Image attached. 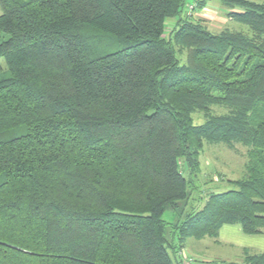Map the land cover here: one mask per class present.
<instances>
[{
  "label": "trees",
  "instance_id": "obj_1",
  "mask_svg": "<svg viewBox=\"0 0 264 264\" xmlns=\"http://www.w3.org/2000/svg\"><path fill=\"white\" fill-rule=\"evenodd\" d=\"M206 1L0 0V264H181L186 237L264 231V2L218 0L247 31L212 32ZM205 142L245 145V175L167 222Z\"/></svg>",
  "mask_w": 264,
  "mask_h": 264
},
{
  "label": "rangeland",
  "instance_id": "obj_2",
  "mask_svg": "<svg viewBox=\"0 0 264 264\" xmlns=\"http://www.w3.org/2000/svg\"><path fill=\"white\" fill-rule=\"evenodd\" d=\"M256 2H264V0H254ZM218 7H214L215 5ZM206 5V4H205ZM204 6V4H203ZM200 9V8H199ZM227 8L218 0H212V3L207 5L204 11L200 12L198 18L202 20L204 25L212 32H220L224 29L247 31V27L243 24L236 23L225 13ZM199 12V10H198ZM1 13V8H0ZM169 22H173L170 20ZM171 27V24L168 28ZM212 114H223L227 112L225 107L220 105H212L210 107ZM203 113L196 112L193 114L195 122L202 119ZM247 159V147L241 143L235 142L232 144L224 143H207L202 147L200 156L198 157L199 167L197 173L193 175V184L197 186L195 193L190 194L187 202H180L176 212H173L172 206L166 209L162 217L167 222H174L177 220L178 213L193 209H200L204 206L208 191L227 190L235 186L232 180H239L245 175L244 163ZM187 208V209H186ZM182 209V211H181ZM185 210V211H184ZM191 210V209H190ZM172 240V237L168 236ZM215 236H204L201 239L194 237H186L181 241L178 250V257L181 264H215L214 262L223 263L212 258L211 250L216 246L212 245L211 241ZM224 248V247H222ZM171 249L168 252L172 256ZM173 258V256H172ZM212 258V259H211ZM225 263V262H224ZM237 264V263H235ZM238 264H243L242 262Z\"/></svg>",
  "mask_w": 264,
  "mask_h": 264
},
{
  "label": "crops",
  "instance_id": "obj_3",
  "mask_svg": "<svg viewBox=\"0 0 264 264\" xmlns=\"http://www.w3.org/2000/svg\"><path fill=\"white\" fill-rule=\"evenodd\" d=\"M211 3L212 0H207L204 6L202 5L200 9L195 10V15L199 16L200 12L204 11L205 7ZM213 6L218 8L216 4ZM211 241L213 242L212 245H216L210 251L212 258L225 263H243L246 255L264 253V231L257 234H247L242 231L240 225L234 223L220 226L217 235Z\"/></svg>",
  "mask_w": 264,
  "mask_h": 264
},
{
  "label": "built area",
  "instance_id": "obj_4",
  "mask_svg": "<svg viewBox=\"0 0 264 264\" xmlns=\"http://www.w3.org/2000/svg\"><path fill=\"white\" fill-rule=\"evenodd\" d=\"M194 6H196V2L195 1L193 3H191V4H189L187 7H188L189 10H193Z\"/></svg>",
  "mask_w": 264,
  "mask_h": 264
}]
</instances>
